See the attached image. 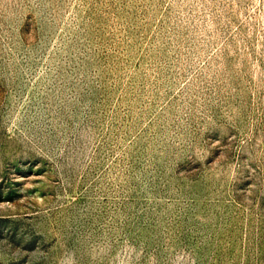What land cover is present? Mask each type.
I'll return each mask as SVG.
<instances>
[{
    "label": "rangeland",
    "instance_id": "obj_1",
    "mask_svg": "<svg viewBox=\"0 0 264 264\" xmlns=\"http://www.w3.org/2000/svg\"><path fill=\"white\" fill-rule=\"evenodd\" d=\"M0 264H264V0H0Z\"/></svg>",
    "mask_w": 264,
    "mask_h": 264
}]
</instances>
